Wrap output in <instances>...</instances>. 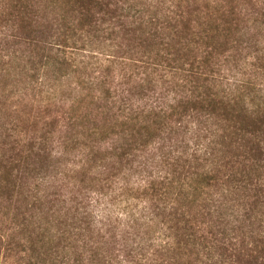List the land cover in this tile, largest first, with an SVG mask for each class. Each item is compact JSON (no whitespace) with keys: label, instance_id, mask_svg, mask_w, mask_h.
<instances>
[{"label":"trees","instance_id":"1","mask_svg":"<svg viewBox=\"0 0 264 264\" xmlns=\"http://www.w3.org/2000/svg\"><path fill=\"white\" fill-rule=\"evenodd\" d=\"M213 218L264 252V0H0V264H218Z\"/></svg>","mask_w":264,"mask_h":264},{"label":"rangeland","instance_id":"2","mask_svg":"<svg viewBox=\"0 0 264 264\" xmlns=\"http://www.w3.org/2000/svg\"><path fill=\"white\" fill-rule=\"evenodd\" d=\"M121 201H119L120 203ZM249 221H242V222H232L228 223L226 225H223L220 223L219 220L215 221V219H212V225L211 230L213 232L212 236V243H214L217 248L214 251V259L216 263L220 264L222 262L232 263V264H239L238 262H235V253L239 250L247 249V251H250L249 248L253 247V255L258 256V261H262L261 263L258 262V264H264V258L262 260L260 259V255H264L262 243L256 242V239H259V231L261 229L260 226H258L257 220H255V224L252 226L255 230L254 233L249 231L248 227ZM224 228V232L222 233L221 230ZM199 234H203V229L201 228L199 230ZM252 234V237L250 236ZM255 239V240H254ZM219 253V254H218ZM220 260V263L218 262ZM246 264V263H244Z\"/></svg>","mask_w":264,"mask_h":264}]
</instances>
